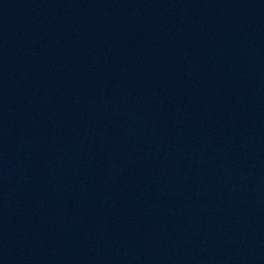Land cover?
Masks as SVG:
<instances>
[{
  "label": "water",
  "instance_id": "water-1",
  "mask_svg": "<svg viewBox=\"0 0 264 264\" xmlns=\"http://www.w3.org/2000/svg\"><path fill=\"white\" fill-rule=\"evenodd\" d=\"M0 264H264V0H0Z\"/></svg>",
  "mask_w": 264,
  "mask_h": 264
}]
</instances>
